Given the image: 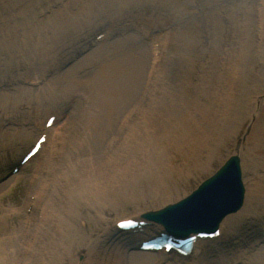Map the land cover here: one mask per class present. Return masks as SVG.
<instances>
[{"label":"rangeland","instance_id":"rangeland-1","mask_svg":"<svg viewBox=\"0 0 264 264\" xmlns=\"http://www.w3.org/2000/svg\"><path fill=\"white\" fill-rule=\"evenodd\" d=\"M67 1L59 0L55 4L58 7L55 8L49 6L40 9L38 14L33 16L34 21L32 24H34L35 31H32V35H41L44 28L55 18L57 14L55 11H63V4H66ZM3 2L6 1L0 0V15H11ZM132 2L131 0L128 5H116L115 11L110 12L108 10L109 12L100 22H95V26L100 27L106 20L116 19L137 11L135 4ZM153 2H156V6L150 11V14L156 18H154V24L150 26V31L154 33L155 37L161 39V46L165 47L167 42L168 45L169 43L171 45L166 46L162 60L160 59L161 55L155 58L157 62L160 61L158 65L156 62H151V45L148 44L145 36L138 35L141 42L146 44L145 49L144 44H141L142 49L139 54L144 51L147 56L145 57L146 61L141 62V69L138 70L141 71L139 88L135 93L137 98H133L139 102L148 96L154 99V96L159 94L158 91L165 87L163 83L166 81L173 90V96L170 99L175 103V108L169 112L170 115L167 118L174 117L170 122L174 123V126L169 129V133H163L160 131L161 128L158 127V133L155 137V143L161 150L160 153L167 160L168 171H171L168 175H165L161 182L163 191L158 190L155 192L159 196L157 199H153L152 192L154 193L156 180L155 177L149 178L147 175H143L142 178L138 174L132 178L118 173L114 176L117 177V180H114V178L110 182L108 181L109 183L106 178H101L103 182H99L98 185L101 187L109 185L110 189L107 190V193L112 190L111 198L121 196L122 199H126L128 203L130 201V203H126L120 209L108 207L109 198L106 193L100 198H89V201L96 200V208L89 209V213H84L86 212L85 209L77 206L70 209L71 199L64 198L58 191L54 192V195L59 194L62 196L63 202L60 204L58 200L59 206L54 210L61 216V219L66 218V228L73 227L76 232L82 234L81 237H87L90 242L97 243L98 249L100 245L104 246L112 242L108 233L112 231L114 220L138 217L146 212H156L183 200L195 191L200 184L213 176L230 157L236 154V145L238 144L242 145L239 150L240 155H238L241 159L242 173L245 178L250 179V185L253 178L252 174L247 173V167L251 159L248 157L244 166L245 154L249 152L244 149H251L254 152V158L259 160L254 163L256 165L261 164V168H264V143H259L257 140L258 136L260 139L263 138L262 132L264 129V106L262 107L264 101L260 102L264 97V0H153L150 4L153 5ZM69 3L71 4V2ZM217 9L218 11L215 13ZM79 17H81L80 14ZM30 19L32 20V17ZM81 21H86V19ZM90 24L88 27L76 24L75 26L78 27L76 30L70 28L71 32L68 33L65 43L70 44L74 42V39L75 43L58 52L62 56V60H60V63H54L53 67L50 66L53 58H50L48 62L42 60L41 62L27 63L19 60V57L11 51V40L6 37L5 30L0 28V33L4 38L0 39V109L9 105L13 107L15 102L17 105L13 109L23 111V109H26V103L31 101L32 104L45 107L44 109L48 108L47 112L61 104L64 105H62L63 109L60 108V111L68 110L66 107L68 102L58 104L57 101L50 99L45 94V85L54 80L59 83L56 88H61V86H67L68 83L77 79L75 86L69 91L66 98H68L71 91L85 85L88 86L87 89L91 93L92 84L88 82L81 83L78 80H83L80 77H87L91 69L87 68L89 61L93 64L97 57L96 54L106 48H99L97 45L74 58L73 61L66 59L64 55L69 53L68 49L77 48L78 43H80V49L84 48L87 43L85 38L92 29ZM177 27L180 30L177 34L178 41L173 44L176 38L174 36L171 42L169 36L172 29H177ZM37 32L39 34H36ZM79 34H82V39L76 40ZM125 40L124 36H119L106 40L101 44L113 47L111 44L114 43V48L120 47V52L125 55V53L130 52V45ZM171 46H174V48L172 49ZM95 49L97 50L95 51ZM79 51L78 53H80ZM217 51H220L222 57L217 63L219 66H212L210 60L216 57ZM234 59L236 60L233 62ZM236 63H239L240 69L233 66ZM45 64L48 68L45 67ZM155 64H157L158 69L154 71L151 75L152 79H150L152 69H149V66L152 67ZM40 71L44 74L45 85H39L40 87L36 89L40 91H37L32 88L30 81L26 79L28 75L32 77L40 76L41 74L38 73ZM14 76L15 78L18 77L15 81H13ZM230 83L235 85L234 96L233 91L230 92L226 88ZM124 89L129 90L127 87H123ZM226 92L232 102L229 107L225 108L226 112L224 113V110L215 109V106L216 104L218 106L219 103L222 106L226 105ZM210 96L217 97L218 100L214 99L213 103V99L209 98ZM82 100L77 99L73 103L69 110V119L66 122L64 120V123H60V126H64L63 136L66 141V143L62 141L64 148L61 145L56 149L58 154L54 156L55 158H49L50 164H47L44 169L41 170V167L31 164L22 174L17 176L9 175L11 166L7 165L20 157L24 146L29 148L30 141L36 137V129L28 124L20 126L8 121L3 122L4 117L2 118V116L3 113H7V108L0 110V176L6 177L5 181L0 184V258H7L4 264H17V253H11V251H17L18 248H21L22 251V245L27 243L33 234L42 231H45V233L57 232L59 230V226L49 227V223H54L50 220L49 223H45L46 227L39 230H34L37 226L25 224L27 223L25 220L26 201L39 186V180L35 178L37 172L38 175L42 176L43 181L44 179L47 181L54 180L57 183L60 171L71 167L72 164H75V160L81 157L80 148L85 152L86 159H90L95 155L92 152L93 145L98 144L100 149H103V146L119 149L126 146L125 143L119 141L125 134V125L123 124L125 118L121 114L124 110H121V108L116 110V118L104 124L102 136L99 133L102 130H99L98 127L93 132L92 136L94 138L90 141L86 140L85 133H83L78 120L84 114V110H87V105L90 108V103L88 104L86 100ZM196 100L201 105L199 108L194 105ZM258 102L260 103L258 104ZM128 109L129 107L127 111ZM203 109L211 110L209 117L204 116ZM218 110H221L222 114H216ZM183 113L188 115L184 118L180 115ZM208 119L210 121L214 119V127H217L219 122L223 125H230L231 122L233 132L226 135L216 133V131L211 133L207 131L208 133H206L204 129L200 128L210 126ZM112 140H116L115 145L111 143ZM73 144L78 145L80 148H72ZM177 145L182 146H178V148ZM89 147L91 155L88 152ZM81 160L83 158H80L79 161ZM141 162L143 163V161ZM4 165L5 168L3 169ZM254 169H256L255 166ZM87 193L88 195H97L93 190H87ZM54 195L49 201L44 200L41 202V204H44L41 206L44 207L50 202H55ZM140 195L142 203L138 204L134 198ZM77 201L73 200L72 204ZM244 206L239 212L230 216H238L243 211ZM68 208L69 210L66 211ZM10 210L12 214L8 215ZM74 210L76 213H74ZM103 216L107 219L105 223H101L98 218ZM51 219L55 220V218ZM79 220H84L86 225L89 226V230L81 229L78 224ZM240 220L244 222V218H240ZM33 223L40 225L41 222L34 220ZM244 228H247L246 225L241 224L238 229ZM105 231L107 232L106 235L104 234ZM9 237L10 241L14 239L11 243L7 242ZM99 239L102 244L97 242ZM256 241H254L253 248H250V245L248 249H245L246 254L250 257L254 256L259 250H264V242ZM219 245V243H209L204 250L213 252ZM236 245L235 243L227 244L231 254ZM41 246L44 247V244L41 243ZM40 250H43V248ZM26 254L30 255V253ZM213 256L211 258L214 260ZM98 257H101L100 249ZM84 261L82 255L78 262L83 263ZM154 264H156L155 261Z\"/></svg>","mask_w":264,"mask_h":264},{"label":"bare ground","instance_id":"bare-ground-1","mask_svg":"<svg viewBox=\"0 0 264 264\" xmlns=\"http://www.w3.org/2000/svg\"><path fill=\"white\" fill-rule=\"evenodd\" d=\"M4 1H6L3 2L5 3V8L10 11L11 15H0V28H3L5 30L6 37L8 38V40H11L10 48L12 53L18 56L19 60L27 63L35 61L41 62L42 60L48 62L50 58H53L50 64L51 67L54 66V63H60V60H62V56H60L58 52L60 50H63L66 46H70L72 43H75V39L74 42H71L70 44H66L65 40L67 39L66 37L68 33L71 32V29H78V27L75 26L76 24L78 26L82 24L84 25V27H88L89 23H91V33L89 32V34L85 38L86 42L99 33L107 35L110 26L101 28L103 25H100V27H96L95 22H100L107 12H111L113 10L115 11L116 5H128L129 3H131V0H68L66 4H63V11H55L57 13L55 18L44 28L43 33L40 35L39 32H37L36 34H39V36H34L32 35V31H35V29L33 28L34 24H32V22L34 21L33 16L37 15L38 11L40 9L42 10L43 7H58L55 4H57L56 2H59V0ZM62 1L64 2V0ZM132 1V3L135 4V8L143 10L144 16L146 19H148V21L152 20L150 19L152 16L150 14V11L156 6V2H153L154 4L151 5L150 2H152L153 0ZM69 2H71V4ZM217 11L218 9L215 11V13ZM79 14L81 17H79ZM31 17L32 20L30 19ZM83 19H86V21H81ZM111 20L114 21L115 18H111L110 20H108V22ZM71 25L73 26L70 27ZM95 27L97 33L93 34L92 30ZM127 30L128 29H126V33L121 36H124L126 39L125 42L130 45V52L122 55V52H120L121 48H114V43L111 44L113 47L107 44L98 45L97 47H103L106 49L96 54L97 57L93 64L89 61L87 68L91 69L87 77H80L83 80H78L81 83L88 82L92 84V92H89V90L87 89V85H85L84 87L76 88L77 90L75 94H73V91L70 92L71 96L73 94L72 97H74L76 94H80L82 99H88L87 103H90V108L89 105H87V110H84V114H82L78 120L83 133H85L87 141H90V139L94 138V136H92L93 132L98 127L99 130H102L99 132L102 136L104 132V124L109 120L117 117L116 110H118L119 108H121V110L123 109L125 112L123 111L121 112V114H123V117L125 118L123 121V124L125 125V134L119 141L125 143L126 146H123L124 148L122 149L116 147L106 148V146H103V149H100V147H98V144L93 145L92 152H94L95 155L90 159H86L85 152L80 147H78V145L73 144L72 148H80V158H83V160L79 161L80 158H77L75 162L73 161L76 165L72 164L71 167H67L61 170L57 178V183L54 180L47 181L46 179H44L43 181L42 176L38 175V172L35 174V178H38L39 180V186L35 190L34 194H32V197H28L26 201L25 211L27 210V208L29 210L27 216L25 213V220L27 222L25 224L37 226L34 230H39L46 227L47 225L45 223H49L50 220L54 223H49V227L59 226V230L57 232L54 231L50 233H45V231H42L38 234L35 233L31 236L33 240H31L30 238L27 243H24L22 245V251L21 248H18L17 251H11V253H17V264H154V261L157 264L161 262V260L165 259H160L161 257H156V255L154 254L132 252V250H130V247L134 246V242L126 236H122L121 238H119L116 232L117 228L116 231L112 230L108 233V235L110 234L111 238L114 235L115 240L113 239L112 242H109L106 245L103 244L104 246L100 245L99 249L101 257H98L99 249L97 248V243L90 242L87 237H81L82 234L76 232L73 227L66 228V218L61 219V216L57 213V211H55V208L59 206V201L60 204L61 202H63V200L61 199V197L63 196L64 198L71 199L72 201L78 200L74 204H72V201L70 200V209H72L74 206H77L81 209H85L86 212L84 213H89V209L96 208V200L89 201V198H100L107 193L108 189H110L109 185L105 186L103 183L102 184L104 185V187L98 185L100 184L99 182H103L101 178H106L107 182H110V180L114 178V180H117V177L114 176H116L115 174L118 173H120V175L122 174L123 176H130L132 178L136 177L138 174L141 175L142 178L143 175H147L149 176V178L155 177L156 183L154 193L152 192V196L154 197L153 199H157L159 195L155 194V192H157L158 190L161 192L163 191L161 182L165 175H168V173L171 172L168 171V167L166 165L168 164L166 162L167 160L164 158L162 153H160L161 150L155 143V137L158 133V127L161 128L160 131H162L163 133H169V129L173 128L174 126V123H170L174 117L167 118V116L170 115L169 112L175 108V103L170 99V97L173 96V90L168 86V83L166 81L163 83L165 87L158 91L159 94L157 96L155 95L154 99L148 96L146 99H143L141 102H139L138 100L133 98H137V95L135 93L139 88V78L141 74V71L138 70L141 69V62L146 61L145 57L147 56V54L144 51L139 54L142 49L141 44H144V49L146 44L144 42H141L137 34L131 33V31ZM174 30H176V32H174ZM179 31V27H177V29H172L169 38L172 42L173 37L175 36L176 40L173 42V44L178 41L177 34H179ZM80 38L82 39V34H79L76 37V40ZM145 38L147 37L145 36ZM0 39H4L1 33ZM147 40L148 44H150V42L152 41L151 34L149 35V38H147ZM79 44L80 43H78L77 45L78 49L76 47L73 49H68L69 53L64 54L66 59L72 60L73 58L79 57L77 54L80 49ZM170 45L171 44L169 43L168 45L167 42L166 46L169 47ZM166 46L160 50L161 60L163 59ZM171 48L173 49L174 46H171ZM96 50L97 49H95V51ZM219 54L220 51H217L216 57H213L210 60L212 66H219V64L217 63L219 62V60H221L222 57V55ZM235 60L236 59H234L233 62ZM151 62H156L158 65L160 64V61L157 62V60L153 58V54ZM157 64L153 65L152 67L151 65L149 66V69H152L150 76L156 69H158ZM233 66L239 69L241 68L239 63L233 64ZM45 67L48 68L46 64ZM131 68L133 69L131 70ZM38 73H40L42 76L40 75L37 77H30L29 81L38 82L43 80L44 84L45 78L43 77V72L40 71ZM76 80L68 83L67 86H61V88H56V86L59 84L57 80H54L51 83H47L46 85L44 84L46 86L45 94L50 99L57 101L58 104L65 102L71 97L69 96L68 98H66L69 91L75 86ZM123 87H127L129 90H123ZM226 88L228 89V91L232 92L235 89V85L230 83ZM36 90L40 91L39 89ZM227 92L225 94L226 96ZM227 97L229 100V96ZM209 98L213 99V103L214 99L216 101L218 100V98L214 96H210ZM27 103L30 106L31 101H28ZM14 105L16 106L17 103L14 102ZM62 105L64 104H61V106ZM194 105L198 108L199 106H201L199 104V101L197 100L194 102ZM15 106L11 107L9 105L2 109L14 108ZM229 106L230 105H228V103H226L225 106H222L219 103L218 106L216 104L215 109H222L224 110V112H226L225 108ZM37 107L44 108L41 105H37ZM128 107L129 109L127 111ZM14 111L15 110L8 114H17V112ZM34 113L29 111L24 113V120L32 121L25 123H30L31 125H33L36 123L35 118H38L40 120H44L46 118V110L42 109L41 113H39V111H34ZM202 113H204L205 117H209L211 110L203 109ZM216 114H222L221 110L216 111ZM69 115H66L67 120L69 119ZM180 115L185 118V116H187L188 114L183 113ZM12 117L14 118L15 116ZM190 117L193 118L192 116ZM208 120L210 122V126L200 128L204 129L206 133L216 131V133L226 135L229 132L230 134L233 132L231 122L230 125H223L221 122H219L217 124V127H214V119H212L211 121L210 119ZM41 125L42 124L36 123V126H40V128H36L35 131L38 135L43 134ZM62 129L63 126L62 128L55 127V131L53 133L54 139L62 137V135H60ZM81 129L78 130L80 131ZM262 136V139H260V137L258 136L257 140L259 143H264V129L262 132ZM60 140L62 143L65 138L64 140L60 138ZM111 143L115 145L116 140H112ZM178 146L181 147L182 145H177V147ZM241 146L242 145H240L239 147ZM62 147L64 148L63 145ZM244 150L249 151L245 154V158L243 160L244 166L246 165L245 160L249 157L251 161L250 164H248V167L246 166L248 169L246 170L247 173L252 174L253 178L250 185V179L243 176V184L247 186L245 188L247 199L245 201L246 204L243 211L238 216H230L226 218L223 221L222 225L219 227L221 232L219 237V240H221L220 242L231 241L232 243V241H235V245H237L234 248V251L231 254V250H229L227 246L219 245V247H217L215 251L211 252L212 254H215L214 256L212 255L215 259L213 260V258L211 257L206 259V256L202 253L203 244L201 242H197L193 246V258L187 259L186 257L178 256V262H180L181 264H264V250H259L256 253L254 252L255 254L252 257L248 256L245 251V249H248L250 245V248H253L254 241L257 240L256 242L263 243L264 239V168H261V164L256 165L254 163L258 162L259 160L254 158V152L251 149ZM250 151L252 154L250 153ZM50 152L51 155L49 156V158H55L54 156L58 154L56 149H54L53 147H50ZM88 152L91 155L90 147ZM142 154L143 156H141ZM49 158L47 162L44 160L42 161L40 166L41 170L44 169L47 164H50ZM141 161H143V163ZM51 163H53V161H51ZM254 166L256 169H254ZM87 190H93L97 193V195H88ZM55 191H58L60 194H62V196H60L59 194L54 195ZM107 194L109 198L108 207L120 209L126 203H130V201L128 203L126 199H122L121 196L118 198H111L112 190H109ZM52 195L55 196V202L48 203V207L46 205L44 207L41 206L44 205L41 204V202H43L44 200L49 201V199L52 198ZM30 198L31 202L29 203ZM220 198L221 195L212 194L210 197H208V199L211 201H208V203H211V205H207L208 203H206L207 207H211L213 209L216 208V206L212 202H216ZM134 200H136L138 204L142 203L141 195L134 198ZM57 201L58 203L56 204ZM193 202L194 201H191V204ZM192 205L196 206L194 204ZM197 206V208L201 207L200 205ZM61 208L63 209V207ZM67 210H69V208L66 209V211ZM74 213H76L75 210ZM10 214H12L11 210L9 211L8 215ZM36 217L40 218V220H43L40 225H35L33 223ZM51 218H55V220ZM98 218L100 219L101 223H105L107 221L104 216ZM240 218H244V222H241ZM120 220L121 219L114 220L112 223H118ZM78 224L80 225L81 229L89 230V226L86 225V222L84 220H79ZM241 224L246 225L247 228L239 230L238 228ZM255 227L257 228V230H259V233H256ZM104 234L106 235L107 232L105 231ZM239 235H248L249 237H240L241 239H239ZM139 237L144 239L146 237V234L141 233ZM234 237H238V240H234ZM13 240L10 241L9 237L7 242L11 243ZM97 242H100L102 244V241L100 239L97 240ZM41 243L44 244V247H40ZM137 244L139 243L137 242ZM204 245H207V243H204ZM41 248H43V250H40ZM199 252L201 253V257H198L197 259L196 256ZM26 253H30V255ZM82 255L85 259L83 263L78 262ZM166 255L167 257L169 256L168 254ZM5 261H7V258H0V264H4ZM174 264L179 263L174 262Z\"/></svg>","mask_w":264,"mask_h":264},{"label":"water","instance_id":"water-1","mask_svg":"<svg viewBox=\"0 0 264 264\" xmlns=\"http://www.w3.org/2000/svg\"><path fill=\"white\" fill-rule=\"evenodd\" d=\"M240 177V160L238 157H233L216 175L202 183L186 200L152 213L149 219L167 220L168 231L177 236L213 232L224 217L237 212L243 204L244 189ZM212 194L221 195L218 201L212 202L216 206L214 209L207 207L211 205L208 203L210 201L208 197ZM191 201H194L192 204L196 206H193ZM197 205L201 207L197 208Z\"/></svg>","mask_w":264,"mask_h":264}]
</instances>
